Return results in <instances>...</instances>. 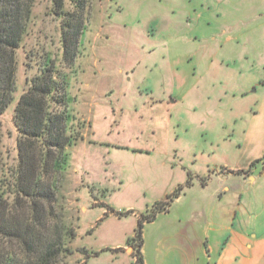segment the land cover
<instances>
[{
	"label": "rangeland",
	"instance_id": "rangeland-1",
	"mask_svg": "<svg viewBox=\"0 0 264 264\" xmlns=\"http://www.w3.org/2000/svg\"><path fill=\"white\" fill-rule=\"evenodd\" d=\"M7 1L19 6L23 29L12 51L13 99L0 115V168L17 164L14 107L49 58L68 76L66 107L59 110L75 118L72 127L84 125L87 140L67 148L54 171V195L41 200L42 223L34 224L41 247L28 252L15 240L6 246L20 260L33 261L44 245L61 242L66 251L51 264L134 263L123 248L138 220L151 213L153 178L161 174L155 166L164 160L178 171L182 158L214 161L209 150L194 157V148L207 147L211 138L220 148L229 143L223 136L241 123L232 108L245 106L247 122L264 107V0H62L61 15L53 0ZM77 21L69 66L61 27ZM153 84L161 88L155 94ZM152 131L165 145L169 140L170 155L134 149L148 146ZM174 201L143 223L141 249L150 264ZM20 211L32 221L25 200Z\"/></svg>",
	"mask_w": 264,
	"mask_h": 264
},
{
	"label": "crops",
	"instance_id": "crops-1",
	"mask_svg": "<svg viewBox=\"0 0 264 264\" xmlns=\"http://www.w3.org/2000/svg\"><path fill=\"white\" fill-rule=\"evenodd\" d=\"M160 89L156 84L150 86L153 94ZM158 101L163 103L164 98L158 97ZM229 113L241 120L231 134L223 136L229 143L220 148L211 138L207 147L194 148V157L198 151L209 150L214 161L204 159L201 163L194 158L191 162L185 159V163L182 158L177 171L176 165L163 160L152 170L161 171L153 178V202L165 200L177 185L188 182L172 204H179V210L171 207L168 214L172 218L157 233L154 264H264V159L259 166H250L264 154V107L254 110L247 122L245 106ZM81 134L82 140H87V135ZM152 135L148 146L134 149L149 152L152 147L170 155L169 140L165 145L154 131ZM218 165L221 171H217ZM239 170L247 172L237 173ZM123 250L133 257L127 241ZM141 252L144 256V250ZM143 264H150L146 257Z\"/></svg>",
	"mask_w": 264,
	"mask_h": 264
},
{
	"label": "trees",
	"instance_id": "trees-1",
	"mask_svg": "<svg viewBox=\"0 0 264 264\" xmlns=\"http://www.w3.org/2000/svg\"><path fill=\"white\" fill-rule=\"evenodd\" d=\"M53 10L59 9L62 0H53ZM19 6L14 2L0 0V115L13 99V50L20 46L23 27L18 22ZM79 21L62 26L63 59L69 66L74 60ZM67 36L69 38H67ZM68 76L60 73L52 58H49L33 76L20 95L13 113V124L17 131V164L9 169L0 168V264H51L57 255L66 248L57 242L55 247L42 245L35 260L15 257L6 243L15 240L24 245L28 252L36 246L41 247L40 238L34 224L41 225L43 204L54 195V171L65 161L66 150L75 142L82 140L83 124L72 127V116L65 109ZM247 171L239 170L237 173ZM188 182L176 187L165 200L154 202L151 213L138 220L135 234L127 239V245L134 250L133 264H143L142 227L145 221H152L157 213L168 212L170 203L180 196ZM25 202L28 203L31 220L21 215ZM27 200V201H26ZM37 235V236H36ZM33 250V249H32ZM33 253V252H30Z\"/></svg>",
	"mask_w": 264,
	"mask_h": 264
}]
</instances>
